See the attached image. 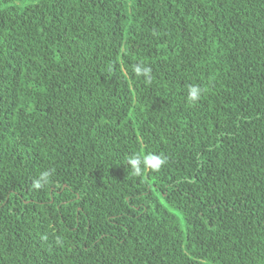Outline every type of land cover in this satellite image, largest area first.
Segmentation results:
<instances>
[{
    "label": "trees",
    "instance_id": "1",
    "mask_svg": "<svg viewBox=\"0 0 264 264\" xmlns=\"http://www.w3.org/2000/svg\"><path fill=\"white\" fill-rule=\"evenodd\" d=\"M0 264H264V0H0Z\"/></svg>",
    "mask_w": 264,
    "mask_h": 264
},
{
    "label": "clouds",
    "instance_id": "2",
    "mask_svg": "<svg viewBox=\"0 0 264 264\" xmlns=\"http://www.w3.org/2000/svg\"><path fill=\"white\" fill-rule=\"evenodd\" d=\"M111 66H109V71H111ZM134 73L137 77H144L145 80L151 82L152 69L149 66L143 64H137L134 66ZM201 89L198 86H193L189 89L188 99L191 102H196L199 100L201 95ZM167 156L157 154L154 152H145L143 155L139 153H133L127 158V165L133 174L140 176L144 174L146 170L153 172H159L167 164ZM51 172L44 171L40 174L39 178L34 181L33 187L35 189H40L49 182Z\"/></svg>",
    "mask_w": 264,
    "mask_h": 264
}]
</instances>
